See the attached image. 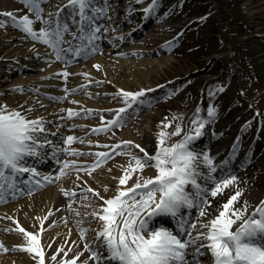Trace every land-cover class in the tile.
Returning a JSON list of instances; mask_svg holds the SVG:
<instances>
[{"label": "rangeland", "instance_id": "obj_1", "mask_svg": "<svg viewBox=\"0 0 264 264\" xmlns=\"http://www.w3.org/2000/svg\"><path fill=\"white\" fill-rule=\"evenodd\" d=\"M4 1L13 5L15 10L3 7L1 2ZM144 1L148 5L151 3V0H140L139 3L136 0H110L112 7L108 15L112 18L97 21L109 29L102 32V39L96 42L98 50L81 56L66 53L62 60H56L51 49L32 40L14 27L10 18L0 15V25H3L0 26V101L14 104L10 109L22 113L32 109L27 112L29 119L43 117L50 122L46 125L48 132H57V135H49L48 139L57 147H65L63 139L72 135L84 138L83 143L74 142L70 146L80 153L109 152V159L91 175L69 168L59 180L51 183L42 181L43 186L40 187L35 185V179L39 177L26 184L28 174L17 175L16 188L6 191L0 199V245H3L0 264H26L21 258L27 252L20 250L25 241L17 230V224L28 232L36 233V215H30L35 197L41 200L48 220L61 217L51 223L49 230L37 229L38 233L46 238L61 237L64 241L60 248L68 253L65 258L85 253L88 255L83 260L79 255L77 264L87 260L89 253L84 249L85 241L81 240L79 229H90L87 240H94L92 230L99 224L87 214L102 201L85 189L91 187L105 199L114 196L118 178L125 168L122 157L120 170L113 167V159L119 158L117 153L120 149L113 150L112 146L130 140L140 144L149 154H154L162 122L167 123L177 117L170 128L164 129L169 133L175 130L177 123L187 126L188 121L196 117L197 106L201 110L200 116L206 118L209 105L216 107L217 116L192 147L196 151H208L214 162L221 165L228 160L214 174L216 177L233 173L239 178L238 183L220 194L221 203L213 202L210 216L237 188L242 195L234 207L242 208L247 202L244 183L255 180L264 171V81L258 89H252L255 78L264 75V25L261 24L262 19L254 18L252 13L262 9L260 16L264 17V0H258V7H252L249 0H158L153 13L135 12L133 8H142ZM64 3L66 0H48L42 5L45 16ZM172 3L187 8L188 12L176 20L172 19L173 12L169 7ZM4 12L34 18L21 0H0V13ZM133 12L135 16L129 18ZM202 17L206 19L202 20ZM170 25L172 27H168ZM249 25H252L250 30ZM40 26L37 22L34 29ZM257 40L261 42L255 54L257 66L251 67L242 51L245 44L252 47ZM94 65H99V69ZM65 71L69 73L66 79L60 75ZM221 87L224 89L222 92L219 91ZM65 88L69 90L67 93ZM73 89L74 92L71 91ZM141 89L145 90L142 98L145 102L134 104L128 110L123 125L107 132L93 131L111 120L117 109L124 107L122 98L117 95L120 90ZM67 109L78 115L67 118ZM56 125H60L58 131ZM180 138L173 136L168 141L171 143ZM234 145L235 160L230 157ZM132 151L137 155L143 154L135 148ZM57 156L60 161H75L77 167L85 168L95 160L94 155L57 153ZM27 166H34L40 174L53 177L60 168L51 154L41 162L28 158ZM81 184H84V189H73ZM104 186L108 187L107 192ZM66 192L74 195L62 197ZM58 199L60 205L53 208ZM247 205V215H251L257 204L250 201ZM186 213L192 215V221L197 220L196 209L186 210ZM159 217H164L165 221L155 226L175 231L177 225L171 217ZM33 224L35 228L32 230ZM5 236L4 241L11 247L1 243ZM5 247L7 251H4ZM57 249L52 248L53 255L64 257L63 252H56ZM11 253L21 258L11 257ZM204 259L210 264L209 257ZM89 264L94 262L89 261Z\"/></svg>", "mask_w": 264, "mask_h": 264}, {"label": "snow or ice", "instance_id": "obj_2", "mask_svg": "<svg viewBox=\"0 0 264 264\" xmlns=\"http://www.w3.org/2000/svg\"><path fill=\"white\" fill-rule=\"evenodd\" d=\"M47 2L48 0H21L34 18L29 15L17 17L13 12L0 15L10 18L13 26L18 27L32 40L51 49L56 60L64 59L66 53L81 56L98 50L96 42L102 39V32H108L109 29L97 21L112 18L108 15L112 7L110 0H66V3L57 7L54 12L49 11L45 16L42 5ZM136 2L139 3L140 0ZM157 4L158 0H151L143 9L144 13H153ZM37 22L41 26L34 29ZM94 67L99 69V65ZM60 75L66 79L69 73L65 71ZM223 90L222 87L219 89L221 92ZM64 91L67 93L69 90L65 88ZM71 91L74 92L75 89ZM117 95L122 98L124 107L117 109L114 117L102 127L94 129L95 133L107 132L123 125L128 110L134 104L145 102L142 99L145 95L143 89L120 90ZM31 111L32 109H27L22 113L20 110L0 105V199H3L6 191L16 188L17 175L27 173L28 180L24 182L26 184L39 177L35 179V185L40 187L43 186L42 181L51 183L59 180L67 174L66 170L69 168L91 175L92 171L109 159L107 151L80 153L70 147L74 142L83 143V137L69 135L63 139L65 147H57L48 139L49 135H57V132H48L46 125L50 122H46L43 117L29 119L27 112ZM66 111L67 118L78 115L72 109ZM200 111L197 106L196 117L190 119L187 126L177 123L175 130L170 133L164 129L170 128L177 117L174 116L167 123L162 122L154 154H149L140 144H134L130 140L112 146L113 150L120 149L117 154L129 156L130 161L118 178L114 196L105 199L91 187L85 189L102 201V204L87 214L99 224L97 229L92 230L94 240H87L90 229H79L80 238L85 241L84 249L89 253L87 260L81 264H89V261L94 264H205V257L210 258V264H264V200L260 201L251 215H246V201L242 208L234 207L242 195L237 188L217 210L218 214L206 221L200 219L210 215L207 211L211 207L209 197H217L225 189L238 183L239 179L233 173L216 177L214 174L218 166L214 157L208 151H196L192 147L204 135L206 126L213 123L217 116V109L212 105L207 108L206 118L199 115ZM56 128L58 131L60 125H56ZM173 136L181 138L169 144L168 140ZM133 148L143 155L135 154ZM235 149L234 145L230 157H234ZM57 153L72 156L94 155L95 160L86 168L77 167L75 161H60ZM50 154L60 164L54 177L42 175L36 167L27 166L28 158L41 162L47 160ZM227 163L228 160H225L220 167ZM149 168L155 169V175L146 177L143 173ZM134 175L135 183L128 186ZM104 191H108L107 186H104ZM64 194L70 195L67 192ZM193 208L198 213L196 221L188 218L186 213V210ZM76 214L79 215V212ZM159 216L171 217L177 225L175 231L164 226H155L153 220ZM234 225L238 226L234 228ZM17 230L23 234L25 241L20 250L32 254L37 264H45V251L39 233L28 232L19 224ZM56 252H63L64 257L68 256L62 248H58ZM79 255L81 254L65 259L54 254L51 259L55 264H77Z\"/></svg>", "mask_w": 264, "mask_h": 264}, {"label": "bare ground", "instance_id": "obj_3", "mask_svg": "<svg viewBox=\"0 0 264 264\" xmlns=\"http://www.w3.org/2000/svg\"><path fill=\"white\" fill-rule=\"evenodd\" d=\"M135 1V0H134ZM3 4V7H9L11 9V11H14L15 10V7L13 5H11L10 3H7L6 1L4 2H1ZM249 4L252 6V7H258L259 4H258V0H249ZM147 3L145 4V1L142 2V8H140L139 6L133 8L134 11H143L144 8L147 7ZM170 12H173V15L170 16L172 19L176 20L177 18L181 17V15H183L184 13L188 12V9L187 8H183V7H178L175 3H172L170 6ZM142 9V10H140ZM135 12L131 13L129 15V18L130 17H134L135 16ZM263 13L262 12V9H258V10H255L253 13H252V16L254 18H258L260 17L262 19V23L264 25V17H261L260 14ZM168 27H172L171 25L168 26ZM250 27L252 28V25H249L248 29L250 30ZM248 40H251V38H248ZM252 43H254V41H252ZM261 45V42L257 40V44H253L252 47L250 45H247L245 44V50L242 51V55H246L247 59H246V63L251 66V67H256V63H255V60H256V52L259 48V46ZM264 68V67H263ZM264 81V75L263 76H257L255 78V81L252 85V89L253 90H256L258 89L261 84L263 83ZM253 82V81H252ZM0 105H6L9 109L12 108L14 106L13 105H10V103L8 101L6 102H2L0 101ZM169 144L173 143V142H169ZM119 155V158H114L113 160V167L115 169H118L120 170L119 166L121 165L122 162H124V167H127L128 164H129V161L130 159L127 157V156H124L122 154H118ZM139 155H143V154H139ZM122 157V162L120 161ZM236 158L234 157V160ZM215 164L218 166V170H219V167L221 166L220 163H216ZM123 165V164H122ZM217 170V171H218ZM147 171V172H146ZM264 175V171L262 173H260V176L258 178H256L255 180L254 179H251L247 182L244 183V190L246 192V195H247V202H250L253 201L256 202V204L258 205L260 203V201L264 200V178H263V175ZM144 176H153L155 175V169H152L151 171H148L147 169L144 171L143 173ZM135 183V175L133 176L132 180L129 181V184H133ZM262 184V186H261ZM131 186V185H129ZM85 186L84 184H81L80 187H73V189L75 190H78V189H84ZM71 195V193H69ZM70 195H67L65 196V194L63 193L61 196L62 197H69ZM210 201H211V205L213 204V202H219L221 203L223 201V199L220 198V194L215 197V198H212V197H209ZM60 205V199L57 200V202L55 203V205L53 206V208H56L57 206ZM32 208L33 210L31 211L32 214L30 215H36V233H38L39 229H43L42 231L44 230H49L50 227H51V223L52 222H57L58 219H60L61 217L60 216H56L54 218H52L51 220H44V217H45V212H44V206L42 205V202L41 200L39 199V197H35V199L32 200ZM241 208V207H239ZM212 207L208 208L207 211H211ZM26 215H28L27 213L29 212V210L27 209V204H26ZM24 211V212H25ZM217 211H213V215L216 214ZM213 215H208L206 217H203V218H200L201 220H208V219H211ZM247 215V213H246ZM192 215H188V218H191ZM41 220H43V223L41 224ZM163 221H165V218L164 217H156L154 218L153 220V224L156 225L157 223H162ZM173 222L175 223V221L173 220ZM176 224V223H175ZM236 226L238 225H234L233 227L235 228ZM99 227V226H97ZM6 228V227H4ZM34 224L32 226V230L34 229ZM38 229V231H37ZM40 235V239H41V244L42 246L44 247V251H45V264H55V262L52 261L51 257L54 253V250H52V248H60L63 244V239L60 237H49V238H46L45 236H42L41 234ZM6 237L5 236L4 238H2L3 241H1V243H7V241H4L6 240ZM84 242V241H83ZM8 246L6 247H9L10 243H7ZM48 245H51V247H48ZM12 245H10L11 247ZM5 247V248H6ZM83 247V246H82ZM88 254H85V253H82L81 254V259L83 260V257L84 256H87ZM11 257H15V258H21L19 255H16L14 253H11L10 254ZM61 258H65V257H61ZM22 260H25L26 264H37V261L36 259L33 258V255L32 254H27L25 256H23V258H21ZM67 259V258H65ZM21 261V260H19ZM207 264V263H205Z\"/></svg>", "mask_w": 264, "mask_h": 264}]
</instances>
